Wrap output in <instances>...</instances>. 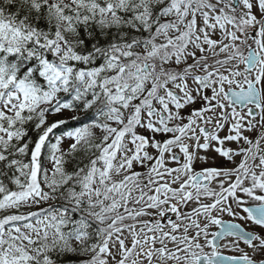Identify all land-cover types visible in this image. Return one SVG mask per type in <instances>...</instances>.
I'll return each instance as SVG.
<instances>
[{"label": "rangeland", "instance_id": "374dc122", "mask_svg": "<svg viewBox=\"0 0 264 264\" xmlns=\"http://www.w3.org/2000/svg\"><path fill=\"white\" fill-rule=\"evenodd\" d=\"M163 2L167 6L162 15L148 13V20L144 19L162 22L157 21L156 28H152L144 41L111 44L106 55L113 59L103 69L86 72L78 71L76 66L73 69L69 61L81 58L71 59L69 47L58 39L51 46L53 62L40 63L37 77L44 81L45 89L32 86L30 81L14 82L12 76H0V118L29 108L37 113L38 126L52 138L47 145L50 155L46 153L45 166L40 168L39 162L43 136L31 162L20 166L19 177L24 186L0 203L3 214L0 264L31 261L36 264L37 257L41 258L38 264H63L40 253L49 249L61 250L66 257H74L75 253L78 259L75 264H165L166 261L171 262L166 264H196V256L209 251L205 242L217 217L239 220L243 227L254 230L258 239L264 240V226L252 223L243 212L246 204L264 202V0H237L235 5L232 0H156L155 3ZM16 36H21L19 31L0 23V47L12 49L17 43ZM251 47L261 54V59L247 76L243 72V59ZM146 65V73L135 72ZM254 79L262 102L254 116H249L245 109L237 111L220 106L223 93L238 88L237 81L248 84ZM169 89H175L179 99H173ZM74 100L83 102L78 114L93 106L98 112L91 118L99 120L66 133L59 132V123L62 126L76 118V113L66 108ZM164 104L171 109L166 114L169 127L175 128L186 117L182 113L174 115L181 105L211 111L213 131L222 127L226 118L228 126L232 123L230 131L216 133H228L221 142L232 156L231 162L225 164L228 178H222L225 172H217L219 143L213 140L211 145L207 142L208 147H202L199 142L205 140H197L199 136L194 139L193 136L200 134L198 123L187 126L181 135L186 137L182 143L187 142L188 151L197 146V152L204 154L215 169L209 172L222 176L216 177L207 188L195 190L188 187L191 169H182L179 181L178 174L168 173L173 168L170 162L173 151H178L173 143L179 137L177 133L172 137L171 133L162 141V134L158 135L155 129L165 122L159 121L157 115L151 116L149 111H142L145 106L163 111ZM194 115L201 118L199 110ZM52 116H58L61 122L46 127ZM2 130L0 142H6L14 132ZM98 135L100 143L93 141ZM74 141L94 142L100 149L101 163L107 165L92 167L76 182L74 178L65 179L66 184L70 180L72 186H81V192H75V187L63 195H50L49 191L55 190L50 179L57 174L59 156ZM170 175L173 180L161 182L162 177L166 179ZM189 198L195 200L188 202ZM114 199L122 208L113 207ZM204 199L212 202L197 205V201ZM171 204L188 210L183 212L181 220L172 223L167 222L171 217L168 212L161 214ZM192 204L196 208L191 209ZM77 213H85V219L76 221L74 231L67 230L71 234L67 238L68 217ZM87 230L94 242L84 253L77 254L79 248L71 249L68 241L77 234L83 240ZM94 234L103 236L97 241ZM226 241L228 245L233 239ZM244 247L247 248L238 245L227 248L231 253L256 251V248L244 251ZM258 251L262 255L264 246Z\"/></svg>", "mask_w": 264, "mask_h": 264}, {"label": "trees", "instance_id": "16d2710c", "mask_svg": "<svg viewBox=\"0 0 264 264\" xmlns=\"http://www.w3.org/2000/svg\"><path fill=\"white\" fill-rule=\"evenodd\" d=\"M155 2L156 0H0V23L21 34L16 36L17 43L12 49L0 47V76L8 78L13 74L16 79L27 78L33 85L43 88V81L37 79L39 63L52 61L51 46L58 39L69 47V53L86 56V63L101 66L108 57L106 54L110 52L111 44L144 41L152 28H156V19L144 20H148V13L156 16L158 4ZM140 43L142 42L136 44ZM81 103L71 105V110L78 113ZM56 122L58 116H52L45 126ZM39 123L37 113L30 109L17 111L11 117L0 118L3 129L16 133V137L11 140L0 142V195L17 189L16 183L20 180L17 171L23 162L30 163L40 139L46 133L38 126ZM53 132L54 130L51 133ZM45 138L40 145V168L45 166L47 145L52 141L49 136ZM93 141L100 143V136L93 138ZM98 150L94 142L88 141L76 143L68 152H63L57 167L59 174L50 179L55 188L51 194L63 195L67 190L74 189L70 183L63 181L86 170L91 161L97 159ZM68 229L66 227V232ZM57 251L58 249H53L50 252L55 261H77L75 253L74 257H66L61 250Z\"/></svg>", "mask_w": 264, "mask_h": 264}, {"label": "flooded vegetation", "instance_id": "af4514ba", "mask_svg": "<svg viewBox=\"0 0 264 264\" xmlns=\"http://www.w3.org/2000/svg\"><path fill=\"white\" fill-rule=\"evenodd\" d=\"M184 108H178L175 110V113H179L178 111H183L185 113L182 112L183 116L186 115V119H182L181 122H179V124L175 127V133H177V136L179 137V141L178 142H174L173 143V146L175 148V150L177 149L178 151H173V156L172 158L170 159V162L172 163L173 165V168L170 172L168 173H176L179 174L182 172L181 170H185L186 168L188 169V171L191 169V171L189 172L190 174H188V187L194 189L196 186H193L194 183L198 182L200 183V181H196L195 180V177L197 175H201V177H204L206 179V183L210 185V183L217 177H220L221 175H217L216 173H212V172H209V170H215L214 168H212V164L211 162H209L204 154L202 153H199L197 152V146H194L193 150H190L188 151V145H187V142H183L182 141H185L186 140V137L184 136H181V135H184L185 134V131H186V128L187 126H193L195 125L196 123L197 124V130L200 134H197L194 137L197 138V140H205L204 142H199V146H202V147H208V144L211 145L212 144V141L214 140L216 143L218 142L219 144L217 145V154L220 156L218 157V160H217V164L219 165V167L217 168V172L219 171H222V172H229V171H226L225 169V164L227 163L226 161L228 162H231V159H232V156L231 155H228L227 154V151H226V147L225 146H222L221 145V142L225 141L228 136V133L226 135H220V134H216V133H219V131H213V128H214V125L211 123V122H207V117H204V118H200V119H197L195 118L196 115H194V113H196V110L200 109L201 107L200 106H183ZM226 107H228L226 105ZM171 110L170 107H168L167 105L164 106V113H159L158 114V117L163 121L165 122L166 124H168L169 122V118L167 117V111ZM162 115V116H161ZM175 120V117L172 119V122ZM227 120V119H226ZM225 125H226V121L224 122ZM169 125V124H168ZM167 126V125H166ZM165 126V127H166ZM231 126L232 124L229 125V130L231 129ZM184 127V128H183ZM183 128V129H182ZM216 128V126H215ZM220 130H223V125L222 127L220 128ZM166 131H168V133H170L171 130H168V128L165 129V131L163 133H165ZM176 135L174 134V137ZM203 136V137H202ZM192 137V138H193ZM208 142V144H207ZM172 146V147H173ZM242 148V146H241ZM163 155L166 156V152L163 151ZM167 160V159H166ZM165 160V161H166ZM187 163H189V166L187 165ZM196 166V168H193V166ZM198 165V166H197ZM234 165V164H233ZM232 165V166H233ZM190 167V168H189ZM234 167V166H233ZM217 175V176H216ZM172 179L173 180V176L170 175L168 176V178L164 179L163 177L160 179L162 183H166L168 179ZM224 178H228L226 176H224ZM180 179V176L178 178V181ZM204 180V179H202ZM176 186V185H175ZM208 187V186H207ZM205 187V188H207ZM203 189V188H202ZM213 189V188H211ZM210 201V202H209ZM211 203L212 201L211 200H208V199H204L202 200V202H199V203ZM197 205H198V201H197ZM202 205V204H200ZM196 208L195 205H191V209H194ZM182 209V208H181ZM177 211L181 214L180 212V208L179 206L177 207ZM243 212H245V206L243 207ZM246 214V212H245ZM247 215V214H246ZM248 217V216H247ZM219 218V217H218ZM248 230L254 232L256 234V232L254 230H251L250 228L247 227ZM216 229H214L215 231ZM213 231V233H214ZM212 233V234H213ZM210 235H211V232L208 236V240L206 242V244L208 245V248H209V255H208V264H213V261H212V258H213V249H212V240L210 241L209 243V238H210ZM212 236V235H211ZM229 238V237H226V238H223L221 241L218 242L219 244V251L224 253V254H227V255H238V256H245V260H253L255 262H258L260 260H263L264 259V253L261 255V252L258 251L260 249V246H264V240H260L258 239L256 242L258 243L257 245H254V241L256 239H254L252 242L250 243H245L241 240H238L239 241V245H247V247L252 250L254 248H256V251H250L248 252L247 254H244V253H238V254H233L230 252V250L227 248L229 246H225V241L226 239ZM230 238H233V237H230ZM256 238V237H255ZM230 247H232L231 243L229 244ZM247 249V248H246ZM253 252V253H252ZM259 258H258V257ZM242 261H238L237 264H241Z\"/></svg>", "mask_w": 264, "mask_h": 264}, {"label": "water", "instance_id": "95a60500", "mask_svg": "<svg viewBox=\"0 0 264 264\" xmlns=\"http://www.w3.org/2000/svg\"><path fill=\"white\" fill-rule=\"evenodd\" d=\"M233 2L235 5L236 0H233ZM258 58V54H254L252 50H249L246 60V71L253 68ZM143 69H145V66ZM225 98L228 99L229 105H237L239 109H242L246 105H250L248 110L249 115H253L255 108L260 107L259 93L254 82L250 83L245 89H228V91L225 93ZM196 179L197 178H195V180ZM247 211L251 215L252 219L264 222V205L248 206Z\"/></svg>", "mask_w": 264, "mask_h": 264}, {"label": "bare ground", "instance_id": "6f19581e", "mask_svg": "<svg viewBox=\"0 0 264 264\" xmlns=\"http://www.w3.org/2000/svg\"><path fill=\"white\" fill-rule=\"evenodd\" d=\"M193 200H195V199L189 198L187 201H188V202H193ZM198 204H206V203H199V202H198ZM166 263H171V262H167V261H166L165 264H166Z\"/></svg>", "mask_w": 264, "mask_h": 264}]
</instances>
